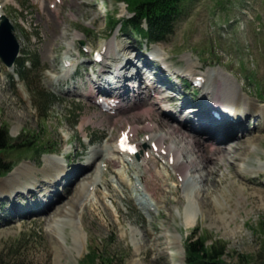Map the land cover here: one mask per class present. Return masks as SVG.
I'll return each mask as SVG.
<instances>
[{"label": "rangeland", "instance_id": "obj_1", "mask_svg": "<svg viewBox=\"0 0 264 264\" xmlns=\"http://www.w3.org/2000/svg\"><path fill=\"white\" fill-rule=\"evenodd\" d=\"M184 2L185 13L174 34L149 45L122 35L120 27L109 34L107 14L115 13L118 18L132 15L121 0H61L53 8L45 0H0V7L4 6L0 12L9 20L0 29L4 58L9 60L12 54L9 26L14 27L20 44L12 68L0 57V124L10 127L12 137L24 131L29 136L38 132L34 142L42 137L39 143L47 144L38 153L20 150L8 155L15 168L0 183L24 165L44 168L48 159L67 170L74 167L89 172L84 175L81 169L84 172L65 176L53 193L41 186L32 195L0 197L2 260L89 264L84 260L88 252L104 247L115 256L116 264H186V241L192 229L199 227V234L205 231L208 235V244L226 242L227 264H264V119L233 114L245 118L231 125L212 122L203 131L205 114L196 117L193 113L209 98L217 103L213 99L218 87L215 80L228 87L217 105L241 92L264 107V0ZM104 43L109 45L107 59L96 67L93 55L81 50L87 47L92 52ZM36 54L41 70L30 78L39 91L27 87L16 73L20 63ZM148 55L156 56V61H145ZM162 56L174 74L192 68L195 75H203L207 82L202 90L176 83L161 68L158 61ZM65 58L73 61V68H64ZM239 63L255 71L253 84L245 82ZM144 70H149V76H144ZM135 74L137 78H133ZM146 82L153 88L158 85L161 94L172 95L164 101L170 113L159 106ZM108 87L124 99L114 116L103 113L92 100ZM50 93L55 101L42 109L41 97ZM128 122L144 127L139 142L158 138L180 149L176 156L183 163L204 162L203 149L209 154L225 152L227 159L215 157L220 161L216 166L205 168L204 162L187 168L183 182L167 165L152 159L144 167L126 166L112 149ZM163 123L192 125L198 130L192 133L200 145H195L194 136L186 138L173 129L170 134ZM216 126L226 127V133L209 139L206 131ZM99 151L102 156L95 154ZM114 159L119 164L106 171L108 160ZM142 176L150 193L138 188ZM85 187L89 190L80 215L74 222L52 228V217L68 208L76 191ZM187 212L198 219L188 228L184 225Z\"/></svg>", "mask_w": 264, "mask_h": 264}, {"label": "trees", "instance_id": "obj_2", "mask_svg": "<svg viewBox=\"0 0 264 264\" xmlns=\"http://www.w3.org/2000/svg\"><path fill=\"white\" fill-rule=\"evenodd\" d=\"M121 1L127 3V8L132 15L124 18H117L116 14L110 16L108 22L110 34L113 35L116 29L121 26L124 35L130 34L135 39H144L149 43H157L173 35L175 25L185 10L184 0ZM28 62L31 64L33 70L28 68ZM242 64L240 66L244 70L245 79L251 81L255 71L245 66L244 63ZM39 66L40 58L36 54L35 57L24 60L19 65L17 71V75L27 87L33 88L36 91H39V86L37 87L31 82L30 76L33 72L40 71ZM25 72L28 73L25 74ZM53 101H55L53 93L43 94L39 104L42 109H45ZM36 133L38 132H32L31 136H29L28 132L24 131L19 136L12 137L10 127L5 123L0 124V179L11 172L15 166L14 162L8 160V155L10 157L11 154L13 155L20 150L38 153L40 148L43 149L47 146V144L39 143L42 137L39 138V142H34L38 136V134L36 136ZM205 233V231H202L199 234L198 228L192 230L185 244L187 264H227L224 259L226 242L215 240L211 244H208V235ZM197 234H199V237L194 239ZM84 260L89 264H116L115 256L104 247L90 250ZM0 264H25V262L21 259L5 261L0 258Z\"/></svg>", "mask_w": 264, "mask_h": 264}, {"label": "bare ground", "instance_id": "obj_3", "mask_svg": "<svg viewBox=\"0 0 264 264\" xmlns=\"http://www.w3.org/2000/svg\"><path fill=\"white\" fill-rule=\"evenodd\" d=\"M3 13L4 12H2V11L0 12V14H3ZM2 48H3V46L0 47V49H2ZM127 62L130 63L129 60H127ZM167 63L168 62H165V64H167ZM146 64L148 65V62ZM167 66L171 67V65H167ZM127 67L128 66L122 67V70L127 69ZM169 67H167V68L169 69ZM181 72H182V74L186 73L188 75L194 76V71L192 68H189V69H187L185 71H181ZM138 75H139V73H138ZM133 78H137V75L135 74V76ZM214 82L218 85V87L216 88V90L213 91V99H214V102L216 100L217 103H219L218 97L222 98V96L226 95V91H227L228 87L221 84L220 80H215ZM98 92H100V91H98ZM137 92H140V91H137ZM115 97H117V96H115ZM121 97H123V95H121ZM170 98H172V95H166V96L162 97V100H169ZM219 106L225 112H227L228 114H231L232 116H233V114H235V115L240 114V115H248V116L250 115L252 117H259V118L262 117V119H264V107H262L260 105L259 101L257 99L250 97L247 94L244 95L241 92H236L234 94V96H229V97L225 98V100L222 102V105H219ZM193 111H194L193 113H195V109ZM202 113H204V111L200 110V113L195 114L194 116H196V117L201 116ZM239 118H243V117H239ZM210 123L211 122H202L201 130L205 131L206 130L205 125L210 124ZM223 123H225V122H223ZM226 124H228V123H225V125ZM229 125H231V124H229ZM162 126L164 128H168V131L170 134H171L170 130L173 129V131L181 133L186 138L194 136L195 145H200V140L197 138V136L194 135V133H192V132H198V130L196 128H194L192 125L183 126V123H181L179 126H174L170 123H163ZM231 128L232 127H230V129ZM225 129H227V128L226 127L220 128V127L216 126V127H213L212 129L208 128L206 133H207V135L210 136L209 137V139H210V138H213V136H215V135L226 133ZM190 130H191V132H190ZM134 131H136V130L134 129ZM230 131L232 132V129ZM174 134H176V133H174ZM153 141L161 142V140L157 139V138H152L151 142H153ZM143 144L144 143H141V145H143ZM164 144H165V142L162 144L161 149H163V148L167 149L169 152V157H171V156L175 157L176 161H174L173 164L175 163V168L178 170V172L180 174H185L187 168L188 169L192 168L193 165H195L196 167H200L201 164L204 162H205V164H204L205 168L209 167L210 164H213L214 166H216V164H217L216 161H218V160H215V157H217V158L223 157L224 160L227 159L225 157L226 156L225 152L219 151L218 153H216L214 151L211 154H209L210 152L207 153L205 151V149H203L200 151H203V155L206 159V160H204V162H199V161L195 162V161L191 160L190 162L183 163L176 156V153L178 151H180V149L172 147L170 145L167 147H164L163 146ZM253 145H255V144H253ZM193 148H194V145H193ZM206 149H208V148H206ZM113 151L115 152V150H113ZM95 154L98 156H102L101 151H99L98 153H95ZM111 163L112 162L109 161V163H107V164H111ZM219 163H220V161H218V164ZM109 168H111V166H109ZM81 169H83L84 171L87 170L84 168H74V167L67 170L66 168H64V166L61 163L58 164L57 162H54L52 159H48L44 168H42V169H38L35 166L24 165L22 167L17 168L8 179H6L0 183V197L8 196V197H12V198H19L22 195H25V196L26 195H32L31 193L35 192V189L41 188V186L43 188L47 189L49 192L53 193L54 188H56L57 182H59V180L64 179L65 176L68 177L69 174L70 175L75 174V173L81 171ZM83 170L81 172H84ZM246 170L247 169H245V171ZM212 172H213V170H212ZM88 173L89 172L85 171L84 175H87ZM69 180H70V178H68V181ZM142 181L144 183L145 189L147 190L148 185L146 182V178L143 177ZM69 185H71V183H69ZM27 190H30V193L26 194ZM88 190L89 189H87V187H85L84 190L78 189L76 191L74 199L68 204L69 207L62 210V212L58 216L57 215H55L54 217L51 216L52 219H51L50 223L52 224L51 225L52 228H57L59 226V224L65 223L67 221L74 222V219L80 215V211H81L80 209L84 205V202L86 201V197L88 195ZM148 192L150 193L151 191L149 190ZM43 194L44 193H42V195ZM56 195H59V193L58 194L55 193V196ZM46 196H50V195L47 194ZM51 206H53V203H51L50 205H47L48 209H51ZM41 213H43V212L37 211V214H41ZM197 220H198L197 217L193 216L192 213L187 212V214L185 215L184 225L186 228H188V227L194 225Z\"/></svg>", "mask_w": 264, "mask_h": 264}, {"label": "water", "instance_id": "obj_4", "mask_svg": "<svg viewBox=\"0 0 264 264\" xmlns=\"http://www.w3.org/2000/svg\"><path fill=\"white\" fill-rule=\"evenodd\" d=\"M9 25V21L5 18L3 24H2V28H5ZM10 32H9V39H10V43L12 46V54L10 59H5L3 56V53L0 51V57L3 59V61L8 65V66H12L19 54V43L17 41V38L14 34V27L13 26H9ZM1 50V49H0Z\"/></svg>", "mask_w": 264, "mask_h": 264}]
</instances>
